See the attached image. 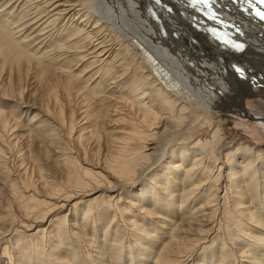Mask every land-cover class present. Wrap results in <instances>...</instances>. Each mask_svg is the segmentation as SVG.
<instances>
[{
	"label": "bare ground",
	"instance_id": "bare-ground-1",
	"mask_svg": "<svg viewBox=\"0 0 264 264\" xmlns=\"http://www.w3.org/2000/svg\"><path fill=\"white\" fill-rule=\"evenodd\" d=\"M173 2L167 26L241 22L237 40L216 29L211 65L169 73L100 1L0 0V264H264V147L236 116L264 79V0Z\"/></svg>",
	"mask_w": 264,
	"mask_h": 264
},
{
	"label": "rangeland",
	"instance_id": "rangeland-1",
	"mask_svg": "<svg viewBox=\"0 0 264 264\" xmlns=\"http://www.w3.org/2000/svg\"><path fill=\"white\" fill-rule=\"evenodd\" d=\"M99 1L103 4V7H107L106 8V11L103 13V11H96V16L97 17H99V19L101 20V22H103L104 23V25L105 26H107V27H109V28H112L111 30H112V32H113V34H115V35H117V36H119L120 38H122V35H121V33H120V30H119V26H121L120 24H123L122 26L123 27H126V28H130V25H132V28H134V30L135 31H137V28L138 29H141V31L142 32H145L147 35H148V37H151L153 40H155V42L157 43V44H162V47L164 48V50H166V53H168V55H169V57L172 59V61H173V64H170L169 65V67H167V71L169 72V73H171V72H174L175 70H173V69H175V68H177V69H181V70H184V71H192L193 69H192V66L194 65H196V66H199L198 64H200V65H204V64H206L205 62L207 61V63H208V66L209 65H211V59H212V56L211 55H213L210 51H208V48H210L209 46H212L211 45V43H208V42H206L205 40H206V38L205 37H207V38H210V39H212L213 41H215V42H217L218 43V41H217V37L216 36H213V35H216L217 34V31H218V34H220V33H222L223 31L225 32V34L224 33H222V34H224V35H222V36H225V37H223V42L225 41V39L227 40V38L229 39V37H231V35H233L230 39H232V40H227L228 42H232V41H234L235 39H236V36L235 35H237V37H238V35H239V29H238V27L237 26H239L240 24H241V22H238V23H232V22H230V24H215L214 25V22L215 23H218L219 21H215V20H213V19H207L206 20V18L203 20V22L205 21V22H207L206 24L205 23H203V22H199V26L197 27V25H194L193 26V24L191 25V24H187V22H189V21H185L183 18L182 19H180V20H178V21H176V18L178 19V17L176 16V17H174V18H171V19H169V21L167 20V22H170V24H168V26L165 24V19H164V17L165 18H170L171 16H168V13L167 12H169V11H172L173 10V7L175 8V4H174V2H173V0H95V4L98 6V3H99ZM120 1V2H119ZM176 1H178V0H176ZM185 1V0H184ZM3 2V1H2ZM153 2V3H152ZM157 2H158V4H157ZM130 3H131V5L132 4H134V6L135 5H137L136 7H140L139 9H140V12H141V14L139 15V17H140V20H141V22H140V20L139 19H136L135 18V16L134 15H132L133 14V11L130 9V8H124V6H122V5H120V4H126L127 6L128 5H130ZM138 3V4H137ZM143 3L146 5V6H144L143 5ZM156 3V4H155ZM106 4V5H105ZM111 4V5H110ZM150 5V6H149ZM155 5V6H154ZM96 6V7H97ZM114 6H117V7H115V8H121V9H125L124 10V13L122 14V19L121 18H119V16H117L116 14L115 15H112V12H114L113 10H114ZM126 7V6H125ZM160 7V8H159ZM162 7V8H161ZM177 7L178 6H176V8H175V10L177 9ZM159 8V9H158ZM120 9V10H121ZM149 9L150 10H152V11H156V9L158 10V13L162 16V18H160V17H158L157 19H156V21L154 20V21H150V17H148L149 16V14H148V11H149ZM116 10V9H115ZM178 10V9H177ZM180 12V11H179ZM103 13V14H102ZM102 16H101V15ZM138 15V14H137ZM163 15H164V17H163ZM177 15H179L180 16V14L179 13H177ZM115 17V18H114ZM111 19V20H110ZM111 21L110 23H109V21ZM213 20V22H211ZM126 21V26L124 25V22ZM164 22V23H163ZM185 22H186V24H185ZM117 23H118V25H117ZM129 25H128V24ZM141 23V24H140ZM175 23V26L173 27V24ZM208 23H209V25H208ZM147 24V25H146ZM202 24H205V27L207 28H201L200 27V25H202ZM235 24H236V26H235ZM243 24V23H242ZM246 24H248V23H246ZM186 25V26H185ZM211 25H214V27L212 28L211 27ZM229 25V26H228ZM249 26L248 27H251V25L252 24H248ZM178 26V27H177ZM225 26V27H224ZM231 26V27H230ZM147 27V28H146ZM158 27V28H157ZM181 27L182 28H185V29H181ZM194 27H196V29L197 30H199L203 35H201V34H199V35H195L194 34V31L193 30H191V28L193 29ZM154 28L156 29V30H154ZM171 28H173L172 30H173V34H176L177 35V33H178V35L175 37L174 36V38H172V34L171 33H169L168 34V36H167V34H165V32H171L170 30H171ZM175 29V30H174ZM210 29V30H209ZM216 29H219V30H217L216 31ZM229 29V30H228ZM230 29H232V30H230ZM189 30H190V32H189ZM194 30H195V28H194ZM204 30V31H203ZM223 30V31H222ZM235 30V31H234ZM229 33H227V32ZM158 32H159V34H158ZM207 32H209V33H207ZM220 32V33H219ZM182 33L183 34H185V37L187 38H184V39H186V40H191L190 41V43L188 44V43H185V47L187 48V50L189 49H191V53H195L196 52V55H197V53H201L200 55L202 56L201 57V60H200V58H196V56H194L195 57V61H198V62H200V63H197V62H195V63H193V61H191L190 60V58L191 57H193V56H189L188 58V60H187V62H185L186 60H184L183 62H181L180 63V61L178 60V57H181V58H183L182 56H180L181 55V50H182V46H180L181 44H180V42L182 43L183 41H180L179 42V39H178V37H180V38H182L183 39V35H182ZM191 33V34H190ZM213 33V34H212ZM187 34V35H186ZM235 34V35H234ZM180 35V36H179ZM228 35H230V36H228ZM211 36V37H210ZM222 36H221V38H222ZM228 36V37H227ZM195 37V38H194ZM197 37V38H196ZM227 37V38H226ZM234 37H235V39H234ZM220 38V39H221ZM225 38V39H224ZM178 39V42H176V40ZM197 40V41H193V40ZM201 39V40H200ZM169 40V41H168ZM174 40V42H172ZM237 40V39H236ZM172 42V43H171ZM200 42H202V44L200 43ZM226 42V41H225ZM134 43H135V45L137 44L135 41H134ZM174 43V44H173ZM176 43V44H175ZM178 43V44H177ZM192 43V44H191ZM167 44V45H166ZM187 44V45H186ZM225 44H228L227 42L225 43ZM197 46V47H196ZM207 46V47H206ZM139 47V46H138ZM234 47H236L235 45H234ZM237 47H239V46H237ZM176 48V49H175ZM177 48H179V49H177ZM193 48V49H192ZM200 49V50H199ZM177 51H179L180 52V54L177 52ZM195 51V52H194ZM203 53H202V52ZM235 51L236 52H238V50H237V48H235ZM171 54H170V53ZM210 52V53H209ZM207 53V54H206ZM209 53V54H208ZM179 54V55H178ZM203 54V55H202ZM175 55V56H174ZM211 57H210V56ZM174 56V57H173ZM203 58V59H202ZM198 59V60H197ZM175 60V61H174ZM206 60V61H205ZM171 61V62H172ZM191 61V62H190ZM185 65H184V64ZM193 63V64H192ZM204 63V64H203ZM176 66V67H175ZM190 66H191V68H190ZM211 67V66H210ZM172 68V69H171ZM188 68V69H187ZM173 70V71H172ZM204 71H206V69L204 70ZM178 73V72H177ZM172 75V74H171ZM199 81H201V80H199ZM203 81V80H202ZM205 82H206V79L204 80ZM263 83H264V79H263V82H262V84L261 83H258L257 85H255L254 86V90H255V92H257V93H255V94H251L250 93V95H248L245 99L249 102V106L252 108V110H251V108H248V109H250V110H248L251 114H253V118L252 117H249V115L247 114V113H242V117L239 115H236L237 117H238V119H240V120H244V121H249V122H251V123H253V124H251V126H252V129L254 130V131H256V132H258L259 133V138H257V139H254V140H252V138L251 139H249V138H247V140H250V142L251 143H255V144H259L260 146H262V147H264V123H262V125L260 124V122L261 121H259V120H256V119H254V117L255 118H257V119H259V118H263V116H261L262 114H255V112L256 111H258V112H262L263 114H264V99L260 96L261 94H264V90H263V88H262V86H264L263 85ZM261 85V86H260ZM260 88V89H259ZM261 90H263V91H261ZM27 95V92L25 93V98L26 97H28V96H26ZM264 96V95H263ZM258 99V100H257ZM261 99V100H260ZM193 109H194V112L193 113H195V112H197V111H199L198 110V108H197V104H195V103H193ZM245 114V115H244ZM231 115H233V114H231ZM244 116H245V118H244ZM27 118V115H26V117H24L23 119H26ZM237 123H239V122H237ZM230 130V132L232 133V134H234L233 133V131L231 130V129H229ZM205 132H207V130H204V131H202V132H200V134H204ZM195 136H197V134H195L194 136H193V138L195 137ZM258 140V141H257ZM259 142V143H258Z\"/></svg>",
	"mask_w": 264,
	"mask_h": 264
},
{
	"label": "snow or ice",
	"instance_id": "snow-or-ice-1",
	"mask_svg": "<svg viewBox=\"0 0 264 264\" xmlns=\"http://www.w3.org/2000/svg\"><path fill=\"white\" fill-rule=\"evenodd\" d=\"M194 2H195V0H194ZM258 15H261V16H262V18H264V14L258 13Z\"/></svg>",
	"mask_w": 264,
	"mask_h": 264
},
{
	"label": "crops",
	"instance_id": "crops-1",
	"mask_svg": "<svg viewBox=\"0 0 264 264\" xmlns=\"http://www.w3.org/2000/svg\"><path fill=\"white\" fill-rule=\"evenodd\" d=\"M264 85V84H263ZM260 89V88H259ZM261 91H263V90H261ZM264 92V91H263ZM264 94H262V96H263Z\"/></svg>",
	"mask_w": 264,
	"mask_h": 264
},
{
	"label": "flooded vegetation",
	"instance_id": "flooded-vegetation-1",
	"mask_svg": "<svg viewBox=\"0 0 264 264\" xmlns=\"http://www.w3.org/2000/svg\"><path fill=\"white\" fill-rule=\"evenodd\" d=\"M263 90H264V86H262Z\"/></svg>",
	"mask_w": 264,
	"mask_h": 264
}]
</instances>
